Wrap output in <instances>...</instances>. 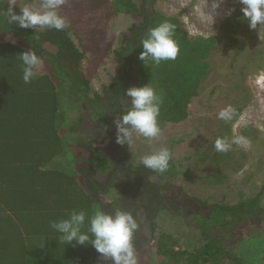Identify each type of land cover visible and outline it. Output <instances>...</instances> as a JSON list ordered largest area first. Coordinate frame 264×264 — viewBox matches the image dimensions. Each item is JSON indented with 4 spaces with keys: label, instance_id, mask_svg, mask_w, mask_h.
Segmentation results:
<instances>
[{
    "label": "trees",
    "instance_id": "16d2710c",
    "mask_svg": "<svg viewBox=\"0 0 264 264\" xmlns=\"http://www.w3.org/2000/svg\"><path fill=\"white\" fill-rule=\"evenodd\" d=\"M74 1L66 0L58 13ZM155 2L91 3V15L101 21L102 27L120 13L141 17L140 22L128 27L121 45L114 50L117 74L102 87L101 94L91 93L92 68L100 65L106 55L94 44L101 33L98 27L94 32L99 35L95 38L89 32L94 24L38 31L9 25L0 15V264H93L96 250L90 243H62L60 234L50 227L52 221L67 219L72 210H83L86 223L82 231H86L87 217L94 214L95 203L88 192L93 186L84 185L75 165L85 150L91 158L98 155L96 170L104 169L107 160L78 135V125L87 114L91 120L105 124L107 110L114 109L118 116L128 110L115 104L126 88L149 83L163 101L157 118L159 127L188 117L189 104L198 95L210 57L219 45L214 36L188 35L179 16L155 10ZM7 8L8 3L0 0V12ZM163 21L176 26L178 56L159 65L150 61L143 64L138 59L142 51L140 41L150 28ZM29 48L42 63L34 69L31 82L24 83L19 54ZM83 60L94 67L90 69L87 64L82 68ZM68 147L75 154L69 162L71 170L67 171L62 161ZM90 159L85 161L91 163ZM262 200L264 182L256 194L237 205L214 204L208 215L209 224L231 228L233 222L258 214ZM225 245L210 236L199 248L179 249L169 236L159 234L156 255L159 264H222L223 259L228 264H246L240 256L229 253ZM260 264H264V250Z\"/></svg>",
    "mask_w": 264,
    "mask_h": 264
},
{
    "label": "rangeland",
    "instance_id": "374dc122",
    "mask_svg": "<svg viewBox=\"0 0 264 264\" xmlns=\"http://www.w3.org/2000/svg\"><path fill=\"white\" fill-rule=\"evenodd\" d=\"M94 1L97 0L67 3L59 15L67 20L70 28L94 24L91 28L93 31L89 32L95 38L99 35L94 32L95 28L101 30L100 36L94 38V44L96 48L105 50L106 55L100 65L92 68L91 79V93L101 94L102 87L110 84L117 73L114 50L121 45L122 35L127 33L128 27L140 22L141 17L120 13L102 27L101 21L93 18L90 12ZM204 2L205 0H156L153 5L155 10L179 16L188 35L214 36L219 45L210 57V67L201 82L198 95L189 104L188 117L179 123L162 125L161 134L152 140L134 133L130 146L116 144L122 170L126 167L147 169L141 163L142 157L162 147L168 148L171 153L169 171L159 176L147 169L148 180L160 186L162 193L168 197H180V203H186L188 209L184 213L186 219L166 211L157 214L154 225L155 242L145 253L136 255L138 264H159L156 255L159 234L169 236L175 242V248L187 250L201 247L212 236L218 241H224L229 253L240 256L246 264L261 262L264 250V200L261 201L262 208L258 214L240 220L239 223L233 222L231 228L214 226L207 230L210 225L208 219L189 216V210L193 209L203 217L208 216L214 204L237 205L256 194L264 182V80L261 79L264 77V26L249 28L239 0H224L216 10L213 23H203L197 17L196 9L202 7ZM206 3L210 9L211 0H206ZM40 4L41 0H16L13 11L20 14V8L28 6L39 9ZM232 33L236 36L232 37ZM45 47L53 50L47 44ZM87 64L90 69L91 66L94 67L92 63L83 60L82 68ZM229 105L235 109L233 119H218V113ZM86 118L78 125V135L88 142L90 137ZM112 118L111 124L115 125L114 120L120 116ZM115 134L116 131H113L112 139ZM237 135L248 138L251 148L233 145L227 152L215 150L214 142L217 138L230 141ZM101 146L107 149L105 143ZM74 154L73 149L66 151L62 167L67 171L71 170L69 162ZM90 158L89 152L81 151L80 159L75 165L83 176L87 174L86 177L90 175L92 164L85 159ZM97 161L98 155H94L89 162L96 164ZM111 198H115L113 189L101 195L104 203ZM192 203L197 206L190 207ZM98 210L100 208L93 205V213ZM195 222L197 226L193 224ZM222 264H228L227 259H223Z\"/></svg>",
    "mask_w": 264,
    "mask_h": 264
},
{
    "label": "clouds",
    "instance_id": "9594fccd",
    "mask_svg": "<svg viewBox=\"0 0 264 264\" xmlns=\"http://www.w3.org/2000/svg\"><path fill=\"white\" fill-rule=\"evenodd\" d=\"M65 2L66 0H41L39 9L25 6L20 8V14H17L13 11L16 0H9L7 11L0 12V15L9 25L16 24L20 28L34 30L50 28L62 31L68 22L59 15L57 9ZM222 3L224 0H211V6L208 9L205 0L203 6L196 9L197 17L203 23L212 24L216 10ZM239 3L242 5L241 12L248 20L250 29H256L258 25L264 26V0H239ZM228 14H231V10ZM175 28L176 26L169 21H163L150 28L140 41L142 51L139 52L138 59L143 64L150 61L154 65H159L162 61L175 60L179 53V45L174 39ZM19 59L23 65L22 80L24 83H30L34 77V69L42 61L32 48L20 53ZM261 79L264 80V77ZM121 101L130 107L120 118L114 120L117 144L130 146L133 143L134 133L147 140H152L161 134L157 118L163 101L149 83L126 88ZM235 114V109L229 105L218 113L217 118L230 121ZM233 145L251 148V141L244 136L237 135L230 141L226 138H217L214 142L217 152H227ZM170 159V150L162 147L143 156L141 163L147 169L164 173L169 168ZM85 223V211L72 210L67 219L52 221L50 227L60 234V242L75 241L78 245L90 243L100 254V258L110 260L111 264H138L132 243L138 224L131 211L117 209L109 214L98 210L87 217V230L82 231Z\"/></svg>",
    "mask_w": 264,
    "mask_h": 264
},
{
    "label": "flooded vegetation",
    "instance_id": "af4514ba",
    "mask_svg": "<svg viewBox=\"0 0 264 264\" xmlns=\"http://www.w3.org/2000/svg\"><path fill=\"white\" fill-rule=\"evenodd\" d=\"M117 74V73H116ZM115 101L117 107L120 106L127 109L130 105L122 103L121 97ZM130 100V98H128ZM106 123L86 118V126L88 129L90 140L87 142L91 150H95L107 160V165L104 169H97L93 163L90 175L86 177L79 175L84 185L89 188L88 183L92 184L93 189L88 192L92 201L100 210L105 213L112 214L117 209L131 211L134 219L138 224L137 230L134 232L132 243L135 247V255L145 253L146 250L155 242L154 225L157 214L160 211H166L171 215L186 219L184 214L187 209L186 203H180L181 199L178 196L168 197L162 193V188L148 180V170L143 167H126L122 170V164L118 158V150L115 138L112 139L113 131H116L115 125L111 122L118 115L114 109H109L105 112ZM106 144V148L101 145ZM84 164V163H83ZM110 189L115 191V198H111L107 203L101 199V195H105ZM95 190V191H94ZM95 192H97L95 194ZM196 207V203H192L190 207ZM189 216H198L202 220H207L208 216H201L198 211L189 210ZM188 214V213H187ZM197 226V223H193ZM214 226L209 225L207 230H211ZM218 241V240H216ZM93 264H111L110 260H103L100 254L95 252L93 256Z\"/></svg>",
    "mask_w": 264,
    "mask_h": 264
},
{
    "label": "crops",
    "instance_id": "0c3cea01",
    "mask_svg": "<svg viewBox=\"0 0 264 264\" xmlns=\"http://www.w3.org/2000/svg\"><path fill=\"white\" fill-rule=\"evenodd\" d=\"M75 168H76V167H75ZM76 170H77V171H80V169L78 170L77 168H76ZM90 260H91V259H90ZM90 260H89V261H90Z\"/></svg>",
    "mask_w": 264,
    "mask_h": 264
}]
</instances>
